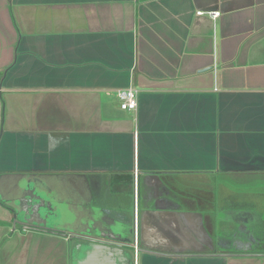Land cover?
<instances>
[{
	"label": "crops",
	"instance_id": "obj_1",
	"mask_svg": "<svg viewBox=\"0 0 264 264\" xmlns=\"http://www.w3.org/2000/svg\"><path fill=\"white\" fill-rule=\"evenodd\" d=\"M93 220L136 264H264V0H0V264Z\"/></svg>",
	"mask_w": 264,
	"mask_h": 264
},
{
	"label": "water",
	"instance_id": "obj_2",
	"mask_svg": "<svg viewBox=\"0 0 264 264\" xmlns=\"http://www.w3.org/2000/svg\"><path fill=\"white\" fill-rule=\"evenodd\" d=\"M17 220L25 223L41 224V221H30L22 218L21 209H16V221ZM91 226L92 227L89 229L72 228L70 230L73 233L87 234L90 238H86L87 240L75 244L72 252V264H136V254L143 250L139 246V243H141L142 240V233H140L139 236L136 226L135 228L132 226L130 232H128L131 235V238H125L126 241H123L124 239L121 240L123 241V244H114L109 241L91 239L93 230L96 232H100L101 230L95 220H93V225ZM125 245L127 247L131 246L132 253L128 251ZM151 252L166 254L163 251Z\"/></svg>",
	"mask_w": 264,
	"mask_h": 264
},
{
	"label": "built area",
	"instance_id": "obj_3",
	"mask_svg": "<svg viewBox=\"0 0 264 264\" xmlns=\"http://www.w3.org/2000/svg\"><path fill=\"white\" fill-rule=\"evenodd\" d=\"M198 14H204L203 11L198 12ZM213 18H217L221 15L220 11H210L208 13ZM138 94L139 89L135 87H128L120 89L117 93V96L120 101V107L123 110L133 111L136 110L138 107Z\"/></svg>",
	"mask_w": 264,
	"mask_h": 264
},
{
	"label": "flooded vegetation",
	"instance_id": "obj_4",
	"mask_svg": "<svg viewBox=\"0 0 264 264\" xmlns=\"http://www.w3.org/2000/svg\"><path fill=\"white\" fill-rule=\"evenodd\" d=\"M138 225V224H137ZM133 227L135 228V224H133ZM137 229H138V226H137ZM130 230H131V228H128L127 229V231L128 232H130ZM98 235V234H97ZM76 239L78 240V241H85V240H87V239H90L88 236H87V234H76ZM78 237V238H77ZM126 238L128 237H130L131 238V235L129 234V233H127V236H125ZM87 238V239H86ZM91 239H99V240H103V241H108L109 239H107L106 237L104 238H102V237H99V236H96V235H92V238Z\"/></svg>",
	"mask_w": 264,
	"mask_h": 264
}]
</instances>
